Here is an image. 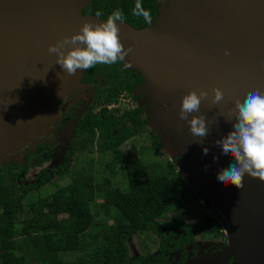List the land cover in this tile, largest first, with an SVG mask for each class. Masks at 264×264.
<instances>
[{
	"label": "water",
	"instance_id": "water-1",
	"mask_svg": "<svg viewBox=\"0 0 264 264\" xmlns=\"http://www.w3.org/2000/svg\"><path fill=\"white\" fill-rule=\"evenodd\" d=\"M91 1L0 0V163L44 142L70 94L84 85L85 70L68 75L48 47L80 32L85 22H107L82 14ZM165 7L143 28L117 22L122 44L132 48L122 67L141 76L133 93L150 104L160 133L189 165L190 179L214 189L211 202L229 219L227 252L234 253V264H264V182L246 174L242 190L221 184L217 174L235 158L216 144L234 131L228 121L233 101L254 89L264 92V0H169ZM214 87L224 92L220 105L211 103ZM201 89L209 97L189 119L205 116V138L193 136L178 115L183 96Z\"/></svg>",
	"mask_w": 264,
	"mask_h": 264
},
{
	"label": "trees",
	"instance_id": "trees-1",
	"mask_svg": "<svg viewBox=\"0 0 264 264\" xmlns=\"http://www.w3.org/2000/svg\"><path fill=\"white\" fill-rule=\"evenodd\" d=\"M157 1L141 0L153 20L158 15ZM136 2L92 0L82 14L96 16L101 11L103 15L99 18L108 19L119 10L124 21L143 28L149 24L142 16L133 15ZM119 63L97 64L85 70L82 82L92 81L99 71L113 80L98 98L97 111L86 112L76 125L73 141L74 149L79 151L96 150L111 174L119 164L125 175V187L112 186L108 176L99 181L70 163L75 150L65 153L63 166L55 170L43 168L37 173V180L26 185L22 184V173L29 165L7 167L4 174L0 166V197L5 198L0 203V264H126L127 243L138 232L154 231L161 246L172 241L175 232L164 234L159 228V219L169 214L171 218L162 224L186 233L176 244L191 239L196 232L222 236L216 218L193 208L197 198L190 182L171 162L156 159L161 152L153 132L149 133L152 140L148 147L152 158L145 157L143 152L138 157L125 158L120 146L141 134L144 120L138 109L120 111L108 109L107 105L115 102L123 91L130 94L142 78L137 72L120 74ZM44 149V145L36 147L38 152ZM45 185L53 190L37 195L26 208L22 202L25 196L38 193ZM183 207L189 210L188 218L197 217L196 222L188 223L177 215ZM94 212L102 217L96 220Z\"/></svg>",
	"mask_w": 264,
	"mask_h": 264
},
{
	"label": "clouds",
	"instance_id": "clouds-1",
	"mask_svg": "<svg viewBox=\"0 0 264 264\" xmlns=\"http://www.w3.org/2000/svg\"><path fill=\"white\" fill-rule=\"evenodd\" d=\"M95 15L100 17L103 13L97 11ZM133 15L142 16L149 25L153 23L151 12L142 6L141 0H137ZM123 19V13L116 10L108 17L106 23L94 27L92 23L85 22L80 32L70 37L65 36L56 44L49 45L48 52L56 54V64L68 75L73 76L78 70H87L97 64L112 65L118 60L125 61V57L132 51V48L130 46L125 48L119 36L120 29L117 22H122ZM66 48L70 50L65 52ZM224 54L230 55V51L225 49ZM129 67H131L130 63ZM212 93L211 103L213 105H220L224 102V92L221 88L214 87ZM208 97L209 92L201 89L199 94L192 90L182 98L178 115L181 120L190 125V132L195 137L205 138L209 134L203 114L193 115L189 119L191 114L199 113L202 101ZM122 103L125 104L123 101ZM233 104L234 109H228V121H234V131L216 141V144L221 147L225 155L234 157L235 162L229 168L219 172L217 180L223 185L233 184L237 189L242 190L246 174L264 182V92L254 89L247 92L242 101L236 99ZM112 108L123 111L121 110L122 105L108 109ZM203 151L207 155L208 149L205 148ZM213 159L218 160V157H213Z\"/></svg>",
	"mask_w": 264,
	"mask_h": 264
},
{
	"label": "rangeland",
	"instance_id": "rangeland-1",
	"mask_svg": "<svg viewBox=\"0 0 264 264\" xmlns=\"http://www.w3.org/2000/svg\"><path fill=\"white\" fill-rule=\"evenodd\" d=\"M169 0H158L157 6H158V12L162 7H165L168 4ZM166 8V7H165ZM166 11V9H165ZM156 25V24H155ZM154 34V33H153ZM157 35V34H155ZM122 62V61H121ZM111 80L106 81L102 84V87H99V91L101 92L103 89H106L107 86H109ZM142 82V81H141ZM104 87V88H103ZM91 88V84L89 85H82L77 94L66 102L67 108L65 109L64 115H67V121H62L61 123H58V126L54 129L52 134L44 141L45 143V151L42 152L44 157L46 158L45 162H43L41 165L36 166L33 164H29V162L32 161L35 153L34 149L29 151L27 154L30 157H25L23 155H18L13 159V157L6 159L2 163H0V166L4 169L3 174L6 172L7 167H23L24 165H30V168L28 169V172L26 173L25 177H23L22 184L26 185L30 182L37 180V173H40L41 170L45 167L50 169H56L59 165L64 164L65 153L66 151H72L75 150L72 158H70V163L76 164L79 168L87 172L88 174H91L93 178L96 179L99 178V181H102L105 176H108L111 178V185L120 187L121 189L125 187L126 179L124 178L125 175L121 168L119 167V164L116 165L114 171V174H111L108 170V167H106L102 162V158L99 157V153L96 152V150H91L90 148L85 151H79L78 148H76V143L73 141L75 137V127L76 125L81 121L83 117V112L86 109V107H83L82 104L84 103L83 99L87 95L89 98H91L90 101H92V95L89 93V89ZM95 91V89H94ZM123 99L125 100V104H121L122 108L121 110L130 109L133 106L139 107L140 109V117L143 118L144 124H143V130L141 134L138 136H135L133 138H130L126 140L120 148L123 150L125 158H132V157H138L142 155V152L145 157L152 158L153 154L148 149V147L151 146V136L150 132H153L158 139L159 143V152L161 154H158L156 156V159H161L163 161H169L174 166L175 169L178 171V173L187 179L190 182V187L193 189L197 202L194 203L193 208L195 210L201 209L205 212L210 213L214 218L218 219L222 225V233L224 235V239L220 242L217 241V245L222 247V250L225 251L222 254H219L218 257L222 258L223 260H226V257L228 255V247L226 244L229 242L230 239H232V233L231 228L229 227L227 221L229 219L227 218V215L223 212L218 211L219 205L213 201L211 202L214 196V189L213 188H207L206 183H202L201 181H197L198 183H195L188 174H190L192 177L193 175L190 172V167L181 157L178 156L177 153H174L171 142L167 141L164 136L160 133L161 130L158 128V125L154 122V115L152 114L151 110L149 109L150 104H146L142 99H139L137 103L134 102V100L131 101V94L128 92H123L120 94ZM99 96V95H98ZM85 100V99H84ZM94 100V99H93ZM128 104V105H127ZM97 110V109H96ZM94 148V147H93ZM47 150H50V152H46ZM33 154V155H32ZM185 166L186 169L183 167ZM187 171V172H186ZM188 173V174H187ZM66 181V180H63ZM61 181V182H63ZM59 184V183H58ZM53 190V188L50 185H45L42 187L38 193L36 192H30L28 193L25 198L22 200L23 204L26 208H28V205L31 201H33L37 195L42 196L45 194L50 193ZM214 191V192H213ZM212 199V200H211ZM5 200V198L0 197V203H2ZM187 208H182L177 212V215L182 218H187L188 213ZM95 213V212H94ZM102 217V214L95 213V219H100ZM171 218V214L161 217L160 219L162 222H165ZM197 220V217H192V219H188V223L195 222ZM111 222V221H110ZM214 240V239H213ZM224 242V243H223ZM158 239L157 237L151 232V231H142L135 234L133 237H131L129 243H127V247L129 249L134 247L138 251L143 250L146 248H153L154 246H157ZM229 256H232L234 258V253L230 254ZM228 256V257H229ZM63 257L67 258V255L63 254ZM234 264V263H231Z\"/></svg>",
	"mask_w": 264,
	"mask_h": 264
},
{
	"label": "flooded vegetation",
	"instance_id": "flooded-vegetation-1",
	"mask_svg": "<svg viewBox=\"0 0 264 264\" xmlns=\"http://www.w3.org/2000/svg\"><path fill=\"white\" fill-rule=\"evenodd\" d=\"M119 62L120 63L118 65V70H119V72H121L120 74H122V75L124 74V75L128 76V74H130V73L131 74L135 73L134 71L123 68L122 62L121 61H119ZM111 79L113 80V78L105 77L104 74L100 73V71H99V73H97V75L94 77V79L92 81L82 82L85 86L91 84V88L88 90L89 91L88 94L91 93V95H92V101H90L91 98H89L88 95L86 97H84L85 100L83 99L84 103L82 104V106L86 107V109L84 110L82 115H84L88 111H91L93 113H95L97 111L96 109L99 108L98 107L99 105H97V100L104 93L103 91L105 90V89H103L101 92H98L99 87L101 88L103 83H105L106 81L111 80ZM112 80L110 81V83L112 82ZM110 83H109V85H110ZM107 88H108V86L106 87V89ZM94 89H95V91H94ZM77 92H78V90L73 91L70 94V96L68 97V99L75 96L77 94ZM130 94H131V101L134 100L135 103H137V101L139 99L143 98V95L134 94L133 91ZM66 108H67V106H65V108L63 110L62 119L59 123H61L62 121L63 122L67 121V115L66 114L64 115ZM135 109L140 110L139 107L133 106L132 108H130V109L127 108L123 111L135 110ZM64 117H66V120H64ZM57 126H55L54 129ZM54 129H53V131H54ZM38 145L46 146L44 142L39 143ZM37 146H35V149H34L35 155H34L32 161L29 162V164L39 166V164L41 165L43 162H45L46 161L45 159L48 157L43 156L42 152H44L45 150L38 152L36 150ZM46 152H50V151L47 150ZM68 152L69 151H66V153H68ZM27 153L28 152H26L24 156L30 157ZM38 156H40V157H38ZM39 158L42 159L41 163H36V162H38ZM29 168H30V165H29L28 169ZM28 169L25 173H22L23 177H25L26 173L28 172ZM48 169L49 170H55V169H50V168H48ZM188 219H192V218H188V217L185 218L186 222H189ZM159 221H160L159 228L161 229V231L164 234H169L172 232L176 233V234L174 233V235L172 236V241L167 243L165 246H161L159 236L154 231L148 230V231H151L157 237V239H158L157 246H154L153 248H146L145 247L143 250H140V251H138L134 247H132V248L129 247V249L127 247L128 261L126 264H231V263H234V258L232 256H229V254L226 257V260H223L222 258L218 257L219 254H222L225 252L222 250L221 246L217 245V241L221 243V241L224 239L223 233H222V236L216 237V236L208 235L204 232H196L191 237V239H187L186 241H184L182 239L179 243L176 244L175 241H177L182 236L184 237V234H186L185 231H179L178 229L171 230L170 228H168L162 224L164 222H162L161 219H159ZM218 222L220 223L219 220H218ZM190 223H194V221L193 222L190 221ZM220 225H221V223H220ZM221 227H222V225H221ZM219 231L222 232V228H220ZM227 245L228 244H226V246Z\"/></svg>",
	"mask_w": 264,
	"mask_h": 264
},
{
	"label": "built area",
	"instance_id": "built-area-1",
	"mask_svg": "<svg viewBox=\"0 0 264 264\" xmlns=\"http://www.w3.org/2000/svg\"><path fill=\"white\" fill-rule=\"evenodd\" d=\"M124 100H125V98L123 99V97L121 96V97L118 98V100L115 103H112V104L107 105V106H108V108H110L112 106H120L122 101H124Z\"/></svg>",
	"mask_w": 264,
	"mask_h": 264
}]
</instances>
